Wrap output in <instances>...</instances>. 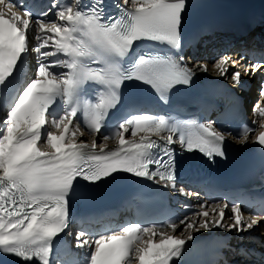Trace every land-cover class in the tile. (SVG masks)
I'll list each match as a JSON object with an SVG mask.
<instances>
[{
    "label": "snow or ice",
    "instance_id": "snow-or-ice-1",
    "mask_svg": "<svg viewBox=\"0 0 264 264\" xmlns=\"http://www.w3.org/2000/svg\"><path fill=\"white\" fill-rule=\"evenodd\" d=\"M112 6L115 15L107 11L106 0H48L46 8L38 0H0V254L15 256L23 264H178L193 232L213 227L244 232L264 221V216L245 220L242 205L232 202V222L225 224L229 204H216L210 212L205 202L178 223L128 222L106 234L82 229L75 234V247L84 249L83 254H74L71 245L60 240L71 225L72 198L84 195L78 189L81 181L95 185L124 172L175 189V144L214 160L225 157L231 135L212 123L170 122L164 115L139 111L135 103L128 104L113 130L103 134L122 107L126 82L148 85L167 102L170 90L190 85L196 74L183 57L137 51L152 45L180 49L189 0H113ZM30 52L37 56L35 71L24 78L22 65ZM129 58L122 68L120 62ZM199 67L208 71L207 65ZM214 68L221 77L230 75L236 86L244 76L259 73V96L264 100V60L241 72L223 57ZM90 84L103 90L82 100ZM81 112L86 129L103 135V143L74 139L77 132L84 135L77 123ZM253 115L261 118L259 127L264 129V104L257 102ZM70 125L75 131L69 136ZM129 131L132 137L143 135L126 140ZM250 133L253 142L264 146V130L256 133L247 125L239 143L248 142ZM113 138L117 145L110 147L106 142ZM38 143H46L48 150ZM158 147L162 154L157 157L151 150ZM179 191L190 195L183 188ZM181 226L186 237L174 234ZM166 228L173 234L162 230Z\"/></svg>",
    "mask_w": 264,
    "mask_h": 264
},
{
    "label": "bare ground",
    "instance_id": "bare-ground-1",
    "mask_svg": "<svg viewBox=\"0 0 264 264\" xmlns=\"http://www.w3.org/2000/svg\"><path fill=\"white\" fill-rule=\"evenodd\" d=\"M243 40L247 41L246 39H243ZM235 44H236V43H235ZM235 44H232V45L230 46V48H233V49L236 50L237 47L234 48ZM230 48L227 49L226 51H227V54H230L231 58H233V52L230 51ZM204 64H207V63L204 62ZM196 67H198V66H196ZM247 82H248V84H249V87H248L247 91H246L245 93H243V103H244V104H246L245 99L247 98V95H248V97H249V94H250V92H251V90H250V87H251V81H247ZM69 136H70V134H69ZM76 136H79V140H78L77 142H80L81 140H85V141L89 142V141H91V139H92L91 136H85V135L81 136L79 132L76 133L75 137H76ZM75 137H74V138H75ZM41 144H46V143H41ZM166 232L169 233V232H172V230H171V229H168ZM184 233L186 234L187 231H184Z\"/></svg>",
    "mask_w": 264,
    "mask_h": 264
}]
</instances>
